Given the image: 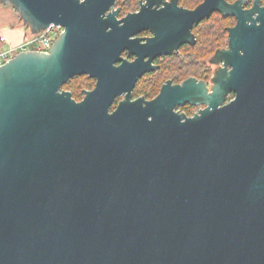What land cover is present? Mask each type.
Listing matches in <instances>:
<instances>
[{"label": "water", "instance_id": "obj_1", "mask_svg": "<svg viewBox=\"0 0 264 264\" xmlns=\"http://www.w3.org/2000/svg\"><path fill=\"white\" fill-rule=\"evenodd\" d=\"M116 1L0 0L63 29L0 67V264H264V48L227 107L110 113L107 86L62 87L98 77Z\"/></svg>", "mask_w": 264, "mask_h": 264}, {"label": "flooded vegetation", "instance_id": "obj_2", "mask_svg": "<svg viewBox=\"0 0 264 264\" xmlns=\"http://www.w3.org/2000/svg\"><path fill=\"white\" fill-rule=\"evenodd\" d=\"M110 13L98 77L65 85L71 92L79 84L78 102L107 86L115 95L110 113L139 100L184 120L227 107L237 99L243 63L264 48V0H117L105 20Z\"/></svg>", "mask_w": 264, "mask_h": 264}, {"label": "built area", "instance_id": "obj_3", "mask_svg": "<svg viewBox=\"0 0 264 264\" xmlns=\"http://www.w3.org/2000/svg\"><path fill=\"white\" fill-rule=\"evenodd\" d=\"M62 31L63 29L60 26H51L43 33L26 39L19 46H6V48L0 52V67L8 63L20 52L38 51L48 53L52 49L54 43L59 38ZM0 37L1 41L7 43V40L4 37Z\"/></svg>", "mask_w": 264, "mask_h": 264}, {"label": "crops", "instance_id": "obj_4", "mask_svg": "<svg viewBox=\"0 0 264 264\" xmlns=\"http://www.w3.org/2000/svg\"><path fill=\"white\" fill-rule=\"evenodd\" d=\"M21 30L24 29L21 27L18 14L13 9L0 4V36L9 42L8 45L16 47L24 36Z\"/></svg>", "mask_w": 264, "mask_h": 264}, {"label": "trees", "instance_id": "obj_5", "mask_svg": "<svg viewBox=\"0 0 264 264\" xmlns=\"http://www.w3.org/2000/svg\"><path fill=\"white\" fill-rule=\"evenodd\" d=\"M20 24H21V27L25 30V32L27 33L26 34V39H29L30 37H33V35L30 33V30L29 28L23 24L22 20L20 19ZM6 48V43L1 41V37H0V52ZM79 85V84H78ZM77 85V87H78ZM76 86L71 88V92H72V96L73 98L76 100V101H79L81 96V92L79 90V88H77ZM62 90H65V91H68L69 89H67V86H63L62 87Z\"/></svg>", "mask_w": 264, "mask_h": 264}, {"label": "rangeland", "instance_id": "obj_6", "mask_svg": "<svg viewBox=\"0 0 264 264\" xmlns=\"http://www.w3.org/2000/svg\"><path fill=\"white\" fill-rule=\"evenodd\" d=\"M19 30V29H18ZM23 33H24V36H23V38L21 39V42L19 43V45L20 44H22L25 40H26V32L24 31V30H21ZM8 41H7V43H6V46H10V45H8ZM19 45H16V46H19ZM15 47V46H14ZM81 96V98H80V100L82 99V95H80Z\"/></svg>", "mask_w": 264, "mask_h": 264}]
</instances>
